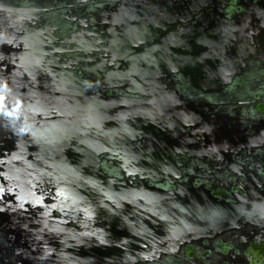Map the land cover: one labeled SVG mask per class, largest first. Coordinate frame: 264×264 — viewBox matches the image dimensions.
Listing matches in <instances>:
<instances>
[{"label": "flooded vegetation", "instance_id": "1", "mask_svg": "<svg viewBox=\"0 0 264 264\" xmlns=\"http://www.w3.org/2000/svg\"><path fill=\"white\" fill-rule=\"evenodd\" d=\"M0 17L20 22L0 49L17 35L38 62L21 98L87 134L83 163L20 170V219L69 243L20 264H264V0H0Z\"/></svg>", "mask_w": 264, "mask_h": 264}, {"label": "water", "instance_id": "2", "mask_svg": "<svg viewBox=\"0 0 264 264\" xmlns=\"http://www.w3.org/2000/svg\"><path fill=\"white\" fill-rule=\"evenodd\" d=\"M4 21L6 20L0 17V25L13 22ZM13 24L20 31V22L15 21ZM12 29L7 27V31ZM7 41L6 51L4 52L6 42L3 44V49H0V184L6 185V189L0 188V264H20V257L24 254L28 255L27 252L21 254V249L27 245H40L46 250L56 247L55 245L69 249L67 248L69 243L51 238L50 232L37 231L33 221L20 219V206L17 205L16 200L20 195V170L24 167L26 169L28 165L40 164V166L36 165L39 166L38 170L45 168L40 174L49 175V163H71V161L83 163L80 161L81 149L85 148L87 134L80 129L73 127L71 129V120L60 118L58 110L57 116L51 118V123H56L52 127L50 119L45 114L47 109H43L42 105L37 108L29 92L21 98L20 89L24 84L23 80L28 73L31 75L34 73V64L38 62L34 54L20 51V39L17 35ZM32 113H40V115L38 118H33ZM71 154L73 158L70 157ZM12 202H15L18 208H8L7 204ZM155 216L154 219L159 218ZM155 232L159 231L155 229ZM182 247L170 248L175 250ZM157 248L160 247H154ZM88 256L90 260L83 264H115L112 261L102 262ZM174 264L207 263L199 262L198 259H185Z\"/></svg>", "mask_w": 264, "mask_h": 264}]
</instances>
